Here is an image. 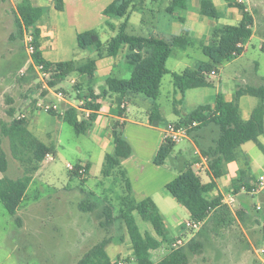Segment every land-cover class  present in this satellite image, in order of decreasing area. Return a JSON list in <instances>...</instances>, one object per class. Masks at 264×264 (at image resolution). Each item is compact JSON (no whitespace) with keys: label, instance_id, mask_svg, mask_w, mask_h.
<instances>
[{"label":"rangeland","instance_id":"obj_1","mask_svg":"<svg viewBox=\"0 0 264 264\" xmlns=\"http://www.w3.org/2000/svg\"><path fill=\"white\" fill-rule=\"evenodd\" d=\"M19 1L0 0V121L7 122L12 119L8 114L10 107L16 109L17 117L22 112H25L28 117L29 109L32 106L36 107L38 102V99L32 100V98L38 95L44 96L41 97L44 101L48 100L45 96L49 92L44 90L47 89L44 87V81L34 71H28V57L23 40L10 39L11 33L16 30L14 11ZM249 3L256 14L255 36L240 56L220 65L217 75H209V85L187 91L184 104L179 105V108L182 107L180 116L189 113L201 103L212 102L217 92H222L231 99L239 86L264 84V52L261 48V45L264 46V14L262 12L264 0H251ZM165 4H169V0L154 2V6L148 3V8H153L157 12L154 16L149 12L148 16L152 23L143 26L141 13L136 7L137 2L131 10L130 32L148 35L154 30L152 24L157 27L158 34H163L165 37L184 32L187 28L181 21L173 19L169 14L164 16L162 12H159L158 8H162ZM218 9L221 12L219 19L206 18L211 30L224 23L239 22L241 15L238 9L232 8L237 17L229 20L225 17L229 7L218 3ZM192 12L193 10L182 11L181 16H187ZM46 14L50 17L49 28L54 32L51 39L59 43V49L52 50V55H48L49 48L45 49L46 56L57 58L69 56L62 54V49L76 45L71 55L72 59L96 57L93 49H81L76 39L68 34H62L55 28L56 15L61 23L60 17L65 16L64 14L59 11L51 13L47 9ZM124 20V17L113 19L117 24ZM42 23L47 24L44 21ZM166 23V28H163L162 25ZM96 30L104 42L115 34L105 24L97 26ZM47 41L43 39L44 44ZM200 61L208 62L209 58L198 47H190L187 50L175 49L168 59L167 66L171 72H180L186 68H197ZM120 63L117 69L124 65L126 70L116 75L129 78L131 72L128 71L126 60L121 59ZM73 77L77 82L81 81L78 76L70 75L61 83L60 86L63 88H56L55 92L62 91L67 97L70 93L72 101L77 102V91L73 89L75 85L71 82ZM174 89L172 74L168 73L163 78L162 94L158 99L165 120L179 118L173 112L174 100L178 98ZM258 103L259 99L255 96H243L240 100L243 117L248 118L251 110ZM152 106V99L146 100L141 108L136 104H130L128 113L130 120L138 122H128L133 130H138V133H135L138 134V140L147 139L148 143L157 136V131L146 125L149 123L146 110H151ZM29 121L35 134L45 143L53 145L55 152L46 157L34 174L26 198L16 215L9 214L0 200V264H76L94 244L108 236L124 239L121 243L113 242L107 246L113 260H121L123 264H137L133 259L127 260L131 246L124 222L116 219L110 225L106 224V208L111 206L113 215H118L121 207L119 195L126 190V184L119 175V179L116 177L113 183L110 180L104 184L99 183L98 179L103 177L101 169L105 154L100 146L103 135L101 136L97 130L78 134L61 118L40 110L32 112ZM198 133L204 137V141L211 140L216 135L213 126L200 130ZM259 139L264 143V134ZM151 147L152 144L148 147L145 144V152ZM3 148L7 154L9 167L1 175L11 178L21 177L24 174V166L13 156L8 137H3ZM243 148L256 161L253 174L257 179L264 173V151L254 141L245 143ZM181 149H183L184 157L179 154ZM194 157L193 144L185 139L176 143L174 152L168 157L167 163L171 166V170L176 172L184 158L191 161ZM79 160L92 163L89 181L70 176L67 164H75ZM146 171L153 176L151 168H147ZM157 184L158 179L150 188L156 187ZM169 198L172 203L159 201L163 214L168 220L172 215L181 216L184 218L183 224L178 234H173L170 243L167 242V248H151V250L154 249L152 252L155 262L160 261L173 247L182 249L187 264H264V188L253 194L245 191L238 193V204L248 210L243 218L238 214V208L233 210L225 208L221 212L213 213L198 229L188 227L187 222L190 220L186 208L172 196ZM86 203H91L94 207L91 210L84 209L83 205ZM173 206L177 207V213ZM17 217L22 219L21 225L17 223ZM135 217L141 227L146 223L138 213H135ZM147 223L151 226L150 222ZM178 238L182 239V244L173 245ZM116 249L124 251L119 254Z\"/></svg>","mask_w":264,"mask_h":264},{"label":"trees","instance_id":"obj_2","mask_svg":"<svg viewBox=\"0 0 264 264\" xmlns=\"http://www.w3.org/2000/svg\"><path fill=\"white\" fill-rule=\"evenodd\" d=\"M152 1L159 2L162 0ZM225 1L229 7L239 10L241 19L236 24H224L215 28L207 43L190 33L165 37L158 33L142 35L130 32V27H132L130 22L131 10L136 6L138 0H114L104 9V14L107 16L106 24L115 32V35L108 41H102L94 29L78 33V46L81 49H94L97 53L96 58L90 57L81 64L76 59L52 62L43 57L41 29L37 26V22L42 18L44 9L35 6L32 0H20L18 2L14 11L16 30L11 33L10 39L13 41L23 40L24 31H32L35 45L34 63L43 64L46 70H51L52 75L48 80L51 87H56L72 74L85 76L91 81L97 69V58L121 57V59L126 60L131 75L129 78H121L110 74L106 78L107 91L111 93L120 92L124 95L142 94L156 101L161 95L164 76L172 73L175 90L182 95L180 101L174 100L173 103L174 112L180 115L178 107L183 103L186 90L209 85V75L212 74V71L217 73L219 66L225 61L240 56L244 52V45L253 35L255 18L253 13L248 10L247 4L240 0ZM52 2L57 10H64V0H52ZM200 6L204 15L218 17V10L213 0H200ZM186 7L187 0H171L167 11L170 14H175L177 10ZM116 17H124L125 20L117 25L112 21ZM196 44H199L209 61H200L195 69L171 72L167 67V61L174 49L176 47L186 49ZM261 48L264 52V46ZM28 71H34L33 65L29 66ZM81 87L82 83L80 82L74 86L75 89ZM243 95L255 96L259 99V103L253 108L248 118L243 117L239 104ZM84 96L90 98L85 106L94 110L89 119L84 117L80 119L78 117L79 110L73 106L67 107L64 114V121L71 125L78 134L85 133L93 125L100 109V104L95 101L99 96L94 93L90 86ZM77 97L80 98L82 95L79 93ZM8 114L12 117L11 121H0V200L9 214L16 215L26 198L34 174L39 170L46 157L54 153V147L46 144L29 129L27 116L24 118L17 117L14 107L8 109ZM156 114H160L157 103L154 105L151 117L153 118ZM193 122L197 124L192 125ZM174 123L189 127V135L209 159L211 180L204 182L193 165L189 164L177 176L168 181L165 187L177 202L189 211L190 221L205 223L213 212H221L226 208L222 202V194L211 196L210 193L216 188L215 178L226 173V168L230 162L236 161L240 165L239 175L232 182V192L237 193L242 187L248 191L252 190L251 181L255 177L251 169L250 159L242 149V145L248 141H254L264 151V143L259 139L264 134V84L239 86L230 100L221 92L214 104L199 105ZM211 126L215 128L216 135L211 140L204 141V137L198 132ZM113 136L115 150L113 153L106 154L102 170L104 176H110L116 169H119L122 159L129 157L133 151L132 145L118 131L117 126L113 130ZM3 137L9 138L13 156L24 166V174L21 177L11 178L1 175L9 167L7 154L3 148ZM175 145L176 142L170 139L164 140L157 152L155 164H164ZM80 166V162L75 163V169H69L70 176L72 178L81 177L83 181H86L85 175L89 171V166L85 167L84 173L78 171ZM121 174L126 184V190L120 197L121 207L118 215L114 216L113 208L107 206L106 224L110 225L116 219H120L130 230L136 225L133 212L137 211L144 220L151 222L163 242L170 243L172 235L156 202L151 197L140 200L134 198L125 172ZM93 207L94 205L91 203L83 205V208L87 210H91ZM238 213L243 218L244 213L241 211ZM16 221L19 225L22 224L20 217H17ZM113 240L114 237H104L94 244L76 264H123L122 261L113 260L107 251L108 244ZM152 243L153 240L151 239L148 242L143 240L140 243L143 247L134 244L137 264H187L182 249L173 247L160 261L155 262L148 250Z\"/></svg>","mask_w":264,"mask_h":264},{"label":"crops","instance_id":"obj_3","mask_svg":"<svg viewBox=\"0 0 264 264\" xmlns=\"http://www.w3.org/2000/svg\"><path fill=\"white\" fill-rule=\"evenodd\" d=\"M64 1H65V8H64V10L60 11V10H57L55 8L52 0H32L33 4L35 6H39V7H42L44 9V14H43L42 18L37 22V26L41 29V50H42L43 57L46 60H50L52 62L65 61V60L72 59L71 55L73 54V50L76 47V45H74L70 48L64 47L62 49V54H66L69 56H63L62 58L61 57L57 58L55 56L54 57L49 56V57H53V58H49L48 56H46V53L44 52L45 49L49 48V50H48L49 54L48 55H52V50H55V48L57 50L59 49L58 48L59 47L58 41L55 39L54 40L51 39V36H52V34H54V32L52 30H50V28H49L50 17L47 16L46 9L48 11H50L51 13L59 11L65 15V16L60 17L61 23H59L60 21L56 15L55 28L59 32H62V34H68L71 38L76 39L77 45H78V39H77L78 33L86 31V30H91V29L96 30V27L100 26L101 24H105V26H108L106 24L107 16L104 14V9L110 3H112L114 0H64ZM240 1H243L247 4L248 10L253 13L254 18H255V22L257 24L256 14L254 12V9H252L250 7L249 2L251 0H240ZM252 1H254V0H252ZM154 2L155 1H152V0H138V5L136 7H138V12L141 13V25L145 26V25H148L149 23H152L149 16H148L149 12L154 16L155 12H157V10L155 11L153 8L152 9L148 8V3H151V5L154 6ZM170 2H171V0H169V4H170ZM213 2H214L215 6L218 10V17H215V18L219 19L221 17V12L218 9V3L219 4L222 3L223 5H226V6H228V5H227L225 0H213ZM169 4H167V5L165 4V6H163L165 8L162 7L163 9L158 8V10L160 9L159 12H162V14H164V16H166L165 14H169L173 19L174 18L178 19L187 28L181 34H173V35H182L185 33H190L192 36L198 38L199 40H203L204 42L207 43V42H209V38L211 37L215 28H217L221 25H224V24H231V23H224V24H221L219 26L213 27L211 30L210 23L206 19L209 16H206L201 12L200 0H187V7L185 9L177 10L175 12V14H170L167 11V7L169 6ZM232 8H234V7H229V10H226V12H225L226 20L234 19L235 17H237L236 13L232 10ZM189 10H193V12L191 14H188L187 16H181L182 11L188 12ZM262 12L264 14V9L262 10ZM131 16H130V18H131ZM209 18H214V17H209ZM240 19H241V17H240ZM166 20H168V19H166ZM42 21L46 22L47 24L42 23ZM112 21H113V19H112ZM168 21H170V20H168ZM255 22H254V26H255ZM115 24H117V23H115ZM151 26L154 27V30H152V32H150V33H159L158 29H156L157 27L155 25L152 24ZM162 26H164L163 28H166L167 23L165 25H162ZM209 32H210V34L207 35ZM98 34H99V32H98ZM204 35H206V36H204ZM254 36H255V30L253 27V35L250 38V40ZM43 39L48 40L46 42V44L43 43ZM250 40L244 45L245 48L249 44ZM190 47H198L201 49L199 44H196L195 46H190ZM190 47H188V48H190ZM261 47H262V45H261ZM188 48L183 49L180 47H176L175 49L187 50ZM173 53H174V51H173ZM173 53H172V55H173ZM68 57H70V58H68ZM96 57H97V53H96ZM87 59L88 58H86V59L77 58L76 60L78 61V63L81 64V63H84ZM122 60H125V59H122ZM120 61H121V57L106 56V57H102V58H97V69H96L95 74H94L95 76L91 81H89L85 76L72 74L73 76L74 75L78 76L79 80H81L80 82L82 83V87L80 89H75L73 86V89H75L77 91V96L80 93L83 97L84 94L88 91L89 86L93 89L94 93L99 96L95 100L96 102H98L100 104V109L98 110V116L95 119V121L93 122V125L86 131V133L91 131V130H97V131H99L101 136L103 135L101 138L100 146H101V149L103 151H105V154H104V162L102 165L101 173H102V170L104 167L106 154L113 153L115 150L113 130L116 126H117L118 131H120L122 133V135L132 145V150H133L132 154L129 157L122 159L120 168L116 169L114 171V173L111 174L110 176H104L102 173V176H103L102 179L100 178L98 180H99V183H101V184H104V182H106L107 180H110V182L113 183V182H115L116 177H117V179H119V177H118V175H119L122 177V180L124 181V177L122 176L121 173L125 172L127 179L130 182L131 194L133 195V197L136 198L137 200L143 199L145 197L153 198V200L156 202L161 214L164 217V220L167 224L169 231L172 232L171 235H173V234L176 235L180 231V227L183 224L184 218H181V216L176 217V216L172 215L170 217V220H168L167 217L163 214L161 207H160V204H159V201L172 203L169 196H172L174 198V196L166 189L165 186H166L168 181H170L175 176H177L179 174V172L181 170L185 169L189 164L193 165V168L202 177L204 182H209L211 180V176H210L211 169H210V165H209V159L207 156H205L203 154L202 150H200V147L196 144L194 139L189 135L188 137H186L182 140L188 139L192 142L193 147H194V153H195V157L193 158V160L190 161V160L184 158L183 161L181 162V164L178 166L179 169L176 170V172L171 170V166L168 165V163H167L168 158L166 159L165 163L162 165L155 164L154 160L156 158L159 147L161 146V144L165 140L163 137V131H164L165 126L169 122L174 123V121L178 120L179 118L185 117L188 113L180 116V115H177L173 109V112L175 113V115L179 116V118L165 120L163 115H162L160 105L158 103V99L161 96L160 95L156 101L152 100V104H153L152 109L146 110V114L148 116V122H149L146 125L151 129H155L157 131V136L153 139V141L150 140L149 143H148L147 139L145 141H143L142 138H140L138 140V134H135V133H138V130H133L130 127V124H128V122L138 123L137 121H133V120H130L128 118L129 106H130V104H136V105H138L139 108H141L142 105L145 104V101L149 100L150 98H148L142 94L124 95L120 92L111 93V92L107 91L106 78L110 74H114V75H116L117 73L122 74V73H124V70H126L124 65H122V68L117 69L118 64H121ZM126 64H127V62H126ZM127 66H128V64H127ZM186 69H195V68H186ZM186 69H184V70H186ZM184 70H182V71H184ZM128 71H130L129 66H128ZM172 72H176V71H172ZM218 73H219V70L216 74H212V75H217ZM71 82L73 85H75L77 83V80L75 79V77L72 78ZM61 83H63V82H61ZM61 83L58 84L56 87H51L48 83H44V87L47 88V89H44L45 92L49 91L47 96H45L48 100H45V101L54 100V101L58 102L60 104V109L64 110V111L69 106H75L79 110L80 114L78 117L80 119H82V117H84L85 119H89L90 115L94 112L93 109H90V113L87 114V112L84 111L82 108L77 107L78 101L77 102L72 101L70 93L68 94V97L66 96V99H64V100L60 99L56 95L55 89L60 88ZM173 86H174V84H173ZM200 87H203V86H200ZM200 87H194V88H200ZM190 89H193V88H190ZM190 89L186 90L182 104H184V102L186 100V96H187V91ZM46 90H48V91H46ZM174 93L178 97L175 100L180 101L182 99L181 93L177 92L175 89H174ZM219 93H221V92H217V94H216V96L212 102L201 103L199 105L214 104ZM161 94H162V89H161ZM243 96H245V95H243ZM41 97H44V96L39 97L37 95V96H34L32 98V100L38 99V101H44L43 98H41ZM85 97L90 100V98L88 96H85ZM226 98H227V96H226ZM241 98H240V100H241ZM77 99H79V98L77 97ZM227 99L230 100V98H227ZM240 100H239V104H240ZM155 103H157L159 105L160 114H156L152 118L151 113L154 109ZM182 104H180V105H182ZM199 105H197V106H199ZM179 110H182V107L179 108ZM37 111H39V110H36V108L32 106L28 111V113H29L28 119H29L30 114L32 112H37ZM44 113H46V112H44ZM47 114H50L54 117H59L62 120H64V114L65 113L63 115L62 114L59 115L57 113H52V114L47 113ZM29 129L35 134V132L31 128V122L30 121H29ZM182 140H180V141H182ZM180 141H178V142H180ZM248 142H250V141H248ZM145 144H146V147H148L150 144H152L151 149L147 152H145ZM48 145H50V144H48ZM243 145H242V149L244 150V152L248 155V157L250 159V165H251V169L253 172V167L255 166L256 161L250 156L249 152L243 148ZM54 152H55V149H54ZM172 152H174V149ZM179 154L181 157H184L183 156V149L180 150ZM78 162H80V165H82L84 167H86L87 165L89 166V171L85 175L86 181H89V179L91 177L90 174H91L92 163L90 161H84V160H79ZM150 163L152 165H150ZM147 168H151L153 170V176H151L150 174L147 173V171H146ZM239 169H240V165L236 161L230 162L226 168V173L219 178H215L216 188L210 194H211V196H216L218 194H222L223 195L222 202L226 208H230L231 210H233L234 208L235 209L238 208V212L241 211L242 213L245 214V212H247L248 210L246 208H244L242 205L238 204L237 195H238V193L243 192V191L250 194V191H247V189L245 187H242L241 190H239V192H237V193L232 192V189H233L232 182L239 175ZM107 178H109V179H107ZM157 179H158L157 186L154 188H150L153 185V183L155 181H157ZM255 179L251 181L252 186H253V182L255 181ZM95 186H96V184H95ZM230 196H232L234 198L233 203H227L226 202ZM119 197H121V195H119ZM173 207L177 213L178 212L177 207H175V206H173ZM184 208H186V207H184ZM187 212H188L187 215L189 216L188 218L190 220L189 211L187 210ZM216 212H220V211H216ZM133 213H134L136 225L134 227L130 228V230L127 229L128 235L130 238V246H131V250L128 251L129 257H127V259L135 260V254H134V248H133L134 244H139L140 246H142V244H140V243L143 240L148 242L151 239L153 240V243L151 244V246L148 247V250L152 255V259H154V253L152 252V250H154V249L151 250V248H156V249H158L160 247L167 248L166 247L167 242H163L161 237L154 230L153 225L151 224V226H149L147 223L149 221L144 220L140 216L142 218V220H144L146 222L141 227L138 224V221L135 217V213H138V212L134 211ZM201 226H202V223L200 224V227ZM123 241H124L123 237H120V238H114V240L111 243H113V242L121 243ZM116 250L119 251V254H121V252L124 251V250L120 251L119 249H116Z\"/></svg>","mask_w":264,"mask_h":264},{"label":"built area","instance_id":"obj_4","mask_svg":"<svg viewBox=\"0 0 264 264\" xmlns=\"http://www.w3.org/2000/svg\"><path fill=\"white\" fill-rule=\"evenodd\" d=\"M34 41V35L32 33V31L30 30H25L24 31V38H23V42H24V46H25V51L27 53V64L33 65L34 67V72L39 76V78L41 80L44 81V83H48V80L51 78V70H46L44 68L43 64H35L34 63V59H33V55L35 53V45L33 43ZM26 72V71H25ZM22 73L24 74V70H22ZM212 74H216L215 71H212ZM56 95L64 100L66 99V96L64 95V93L62 91H58L56 92ZM90 101L88 98H86L85 96L81 97L78 99V105L77 107L82 108L84 111L87 112V114L90 113V108H87L85 105L86 103ZM75 107V106H73ZM36 110H40V111H44L47 113H57L59 115H63L65 113L64 110L60 109V104L54 100L52 101H38L36 103ZM27 114L25 112H22L19 114V118H24L26 117ZM196 122H193L192 125H196ZM189 127L186 125H177L176 123L173 122H169L163 131V137L165 140L170 139L174 142H178L186 137L189 136V132H188ZM67 167L70 170L75 169V164L73 163H68ZM78 171L80 173H84L85 172V167L84 166H80V168L78 169ZM264 188V173L260 174L259 177L257 179H255V181L253 182V186H252V190H250V192L253 194L261 189ZM227 203H233L234 202V198L232 196H230L228 198V200L226 201ZM258 208H260V206H258ZM201 222H194V221H188L187 225L189 228L191 229H198L200 227ZM182 244V239L178 238L176 240L175 243H173V245L177 246Z\"/></svg>","mask_w":264,"mask_h":264}]
</instances>
